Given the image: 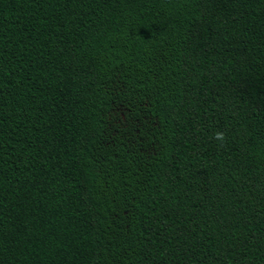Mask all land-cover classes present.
Here are the masks:
<instances>
[{
	"label": "trees",
	"instance_id": "1",
	"mask_svg": "<svg viewBox=\"0 0 264 264\" xmlns=\"http://www.w3.org/2000/svg\"><path fill=\"white\" fill-rule=\"evenodd\" d=\"M0 264H264V0H0Z\"/></svg>",
	"mask_w": 264,
	"mask_h": 264
},
{
	"label": "clouds",
	"instance_id": "2",
	"mask_svg": "<svg viewBox=\"0 0 264 264\" xmlns=\"http://www.w3.org/2000/svg\"><path fill=\"white\" fill-rule=\"evenodd\" d=\"M215 140L217 141H220L221 144H223L225 142V133L222 132V131H217L215 134H214V137H213Z\"/></svg>",
	"mask_w": 264,
	"mask_h": 264
}]
</instances>
